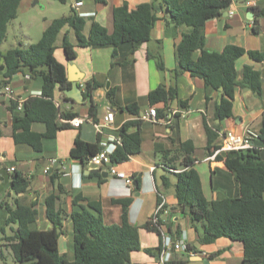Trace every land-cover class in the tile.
Here are the masks:
<instances>
[{
  "label": "crops",
  "instance_id": "0c3cea01",
  "mask_svg": "<svg viewBox=\"0 0 264 264\" xmlns=\"http://www.w3.org/2000/svg\"><path fill=\"white\" fill-rule=\"evenodd\" d=\"M73 1L69 0V10L62 16L70 14ZM150 1L82 0V5L75 10L79 16L86 19L84 34L88 33L91 18L110 33L113 28L114 7L125 2L131 9ZM48 3V0H20L17 13L29 11L37 4L40 9H46ZM159 3L160 0H157L156 20L150 31V39L134 50L129 43H122L116 47L110 44L79 47L75 45V35L71 28L65 26L60 31L57 38L60 39V43L54 51V56L66 67L68 64H74L78 68V75L81 77L78 84L83 99L78 103L66 97L58 87L53 91V98L61 111L76 112V117L83 116L88 119L79 127L70 126L58 130L55 137L44 139L41 151L34 150L27 143L14 141L12 112L9 109L11 101L6 96H1L0 202H3L4 206L9 204L14 208V199L19 198L21 204L30 205L36 210V218L30 224V228L46 230L52 228L53 224L47 216L45 200L50 194H57L55 205L64 216L57 247L59 254L65 255L68 260L73 259L71 213L80 207L92 210L88 207V202L99 203L104 223H119L122 207L113 200L131 197L128 220L138 227L140 242V248L130 253L131 261L139 264H166L158 260L159 253L155 248L160 245L164 236L176 237V230H180L179 238L190 244L196 254L172 250V258L186 259V264H204L201 259H206L207 264H242L244 255L242 241L224 236L211 243L199 241L202 226L192 224L189 216L176 204V177L173 172L183 168L181 160L185 149L181 144L190 142L193 147L191 154L195 158L193 167L200 176L205 197L211 200L238 195L234 176L224 164V153L227 149L224 147L223 137L217 139L221 144L219 149L215 151L206 149L204 120L210 126L218 125L220 133L232 131L241 134L246 128L259 132L264 112V59H252L247 52L236 59L232 115L223 119L215 118L214 107L222 96V88L207 91L201 78L192 76L187 71L175 74V70L179 68L176 45L183 33L190 31V27L184 24L175 25L166 6ZM230 10L233 11L232 15L228 14ZM53 18H44L41 35L47 21ZM203 32L206 50L221 52L226 46L233 45L245 51L264 53V0H231L229 7L219 16L205 21ZM65 34L74 45L75 57L71 60L65 57L61 47ZM28 44L29 41L19 40L0 51L5 52ZM57 49L59 51H56ZM200 53V50L194 51L193 58L196 59ZM245 68L260 73V94L245 83L243 77ZM38 79L40 78H30L28 72H18L13 75L10 84L15 94L25 100L28 96L40 94L41 79ZM87 82L94 85L88 93L85 87ZM160 85L176 90L175 98L164 108L166 117L155 122L142 120L140 124L130 125L128 132L138 131L140 134L141 150L127 160L115 164L117 170L124 171L133 178L139 176L138 190H129L124 180L110 175L105 166L98 168L88 162L83 165L79 160L70 157V150L77 137L83 141L100 144L108 135L117 134L125 122L135 121L136 115L131 113L128 107L132 104L137 105L140 115L150 106L148 93ZM110 89L113 90L112 98L108 96ZM206 96L209 98L206 99ZM90 104L94 106L93 114L89 113ZM154 106L156 110L162 108L161 104ZM108 108L114 112L113 122L110 127L98 132L94 123L102 120ZM31 129L40 132L43 131L44 125L33 123ZM254 145L264 159L263 141L255 140ZM10 167H14V172L17 171L29 179V186L24 193L15 194L11 190L10 181L14 172H8ZM46 168L48 171L44 173ZM53 172L56 178L52 180L50 174ZM104 172H107V175H104ZM164 177L167 184H164ZM160 202L163 203L158 213L161 235L143 226L154 214ZM5 217V210L0 207V227L4 228L6 236H10L14 233L17 223L4 225ZM7 244L8 241L0 240V264H17Z\"/></svg>",
  "mask_w": 264,
  "mask_h": 264
},
{
  "label": "trees",
  "instance_id": "16d2710c",
  "mask_svg": "<svg viewBox=\"0 0 264 264\" xmlns=\"http://www.w3.org/2000/svg\"><path fill=\"white\" fill-rule=\"evenodd\" d=\"M65 2V0H59ZM157 0L142 3L129 8L122 3L113 8L112 32L90 19L87 34L83 33L86 19L79 16L71 6L68 15L53 18L47 21L41 37L35 43L24 47H15L5 52L0 51V84L10 83L13 75L18 72L30 74V78L41 79L39 95L28 96L20 111H16L15 103L11 101L9 109L12 112V129L15 142L29 144L34 150H42L44 139L55 137L58 130L70 127L69 120L76 117L72 111H61L55 104L53 91L69 88L71 82L67 79L66 66L54 56L56 40L60 31L69 27L74 31L75 45L91 47L110 44L116 47L122 43H129L132 50L141 43L150 39V31L156 20L155 6ZM20 0H0V43L6 37L7 26L17 15ZM231 0H160L166 6L171 21L175 25H187L190 31L183 33L180 42L176 45V56L179 68L175 74L189 72L204 81L207 91L222 88V96L214 107V117L223 119L232 115V98L236 79L235 61L245 52L255 60L264 59V53L258 51H245L238 46H226L221 52L209 51L204 48L203 27L207 19L219 16L229 7ZM255 30L257 27L254 28ZM65 57L69 60L75 57L74 45L68 40L66 34L61 41ZM200 50V55L194 59L193 53ZM245 83L258 94L261 93V78L258 71L245 68L243 71ZM86 93L94 87L87 82ZM109 98L113 90H108ZM175 88H166L160 85L148 93L149 105L161 104L157 109V118L166 117L164 108L168 102L175 98ZM209 97L206 96V99ZM128 110L136 115L135 121L125 122L117 134L121 138L114 152L110 155L113 164L127 160L131 155L141 150V137L138 131L128 132L132 124H140L138 107L132 104ZM94 106L90 104L89 113L93 114ZM33 123H42L43 131L31 129ZM206 133V149L215 151L221 147L218 138L220 133L218 125L210 126L204 120ZM259 139L264 141V112L259 128ZM185 153L181 160L183 166L180 171L173 172L176 177L175 197L178 208L189 216L190 222H201L202 232L199 238L201 243H211L219 237H228L243 242L244 255L242 264H264V159L258 148L227 150L224 153V164L233 174L237 183L238 195L234 197L215 198L208 200L201 187L200 176L193 167L195 158L192 156L193 147L190 142L181 144ZM187 146V147H186ZM100 149L99 143H91L77 137L70 150V157L77 159L81 164L87 163V158ZM217 158H221L217 156ZM175 169V168H174ZM10 181V188L15 194L24 193L29 186V179L15 171ZM53 180L55 172L50 174ZM140 186L139 176H134ZM164 184H167L165 177ZM57 194L46 197V213L53 226L46 230H35L30 224L36 218V210L31 206L21 204L15 197V207L9 204L4 206L6 213L4 225L17 223L14 233L10 236L4 234L0 227V240L8 241V246L17 264H139L131 261L130 253L140 248L138 227L128 220V205L131 197L114 199L122 207L119 223H104L99 203L88 202L89 210L80 207L71 213L73 227V259L68 260L65 255L59 254L57 241L62 231L64 216L56 208ZM160 201V200H159ZM148 229L161 235V221L153 222L151 217L143 224ZM176 237H180V230H176ZM187 244L183 253L192 250ZM158 253L163 249L162 241L155 248ZM152 252V250L147 249ZM168 264H186V259L172 258Z\"/></svg>",
  "mask_w": 264,
  "mask_h": 264
},
{
  "label": "built area",
  "instance_id": "2783aa9c",
  "mask_svg": "<svg viewBox=\"0 0 264 264\" xmlns=\"http://www.w3.org/2000/svg\"><path fill=\"white\" fill-rule=\"evenodd\" d=\"M82 0H74L72 6L77 9L82 5ZM250 4V2H248ZM229 15L233 14V11L228 12ZM1 96H6L10 101L15 103V108L17 110H21L23 107L24 99L22 97L17 96L13 90V87L10 83H1L0 84V98ZM114 112L112 109L108 108L106 113L102 117V120L98 123H94V126L98 132H102L104 128L110 127L113 122ZM141 120L148 121H157V110L154 105H150L145 111L141 112L138 116ZM88 118L83 116H77L71 118L69 120H63L69 123L72 127H79L84 121ZM224 141V147L227 150H240V149H251L257 148L254 145V141L259 139V132H256L250 128H246V130L237 134L232 131H226L222 135ZM121 143V138L118 134H110L106 139L100 142V149L94 153L93 155L87 158V162L92 166L101 168L103 166L106 167L107 172L116 176L117 178L123 179L126 186L129 190H133V176L127 175L124 171L117 170L115 164L112 163L110 159V155L114 152L116 146ZM262 147L264 148V141ZM48 169L44 170V173H47ZM8 172H14V167L8 168ZM163 203H158V206L151 216L153 222H157L158 213L162 208ZM162 251L158 254V260L160 262H164L168 264V262L172 259V250H179L184 252L187 248V243L183 238L173 239L170 236H164L162 240ZM190 255H195L196 253L193 250L188 251Z\"/></svg>",
  "mask_w": 264,
  "mask_h": 264
},
{
  "label": "rangeland",
  "instance_id": "374dc122",
  "mask_svg": "<svg viewBox=\"0 0 264 264\" xmlns=\"http://www.w3.org/2000/svg\"><path fill=\"white\" fill-rule=\"evenodd\" d=\"M48 1L46 9H40L39 5H35L29 11H19L16 17L8 24L6 39L0 43V49L7 48L10 43H17L19 40L35 43L40 38L41 24L44 18L60 17L69 10V0L65 2L59 0ZM58 43H60V39L57 40V47ZM56 51H59V49ZM196 224L201 226V222H197Z\"/></svg>",
  "mask_w": 264,
  "mask_h": 264
},
{
  "label": "water",
  "instance_id": "95a60500",
  "mask_svg": "<svg viewBox=\"0 0 264 264\" xmlns=\"http://www.w3.org/2000/svg\"><path fill=\"white\" fill-rule=\"evenodd\" d=\"M38 5V4H37ZM67 70V79L71 82V86L69 88L62 89V92L65 94L66 97L71 98L72 100L81 103L83 99V94L80 89V85L78 84V81L80 80V75H78V68L74 64H68L66 67ZM107 172H104V175ZM15 178V176L13 177ZM133 185H137V181H133ZM201 259V258H200ZM204 264H207L206 259H201Z\"/></svg>",
  "mask_w": 264,
  "mask_h": 264
}]
</instances>
